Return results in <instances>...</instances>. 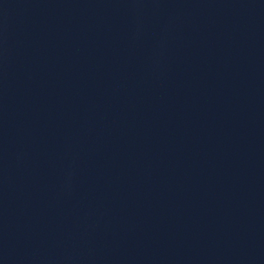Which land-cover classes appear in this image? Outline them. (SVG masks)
<instances>
[{
    "label": "water",
    "instance_id": "water-1",
    "mask_svg": "<svg viewBox=\"0 0 264 264\" xmlns=\"http://www.w3.org/2000/svg\"><path fill=\"white\" fill-rule=\"evenodd\" d=\"M0 264H264V0H0Z\"/></svg>",
    "mask_w": 264,
    "mask_h": 264
}]
</instances>
